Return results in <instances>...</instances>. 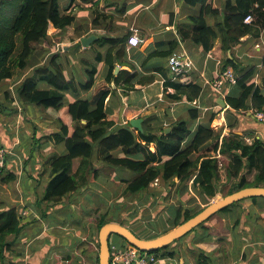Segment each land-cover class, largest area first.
Listing matches in <instances>:
<instances>
[{
	"label": "crops",
	"instance_id": "crops-1",
	"mask_svg": "<svg viewBox=\"0 0 264 264\" xmlns=\"http://www.w3.org/2000/svg\"><path fill=\"white\" fill-rule=\"evenodd\" d=\"M208 2L213 9L219 10V13H208L205 20L209 26L217 28L228 11V2L234 5L235 1ZM60 6L64 10L68 7L75 17L67 30V38L59 42L55 40L56 29L51 26L52 31H49L48 39L36 45V52L30 64L32 66L20 70L21 79L14 80V85L20 83L34 68L48 65L49 55L56 45L67 44L64 48L67 50L64 53V61L60 54H56L59 55L58 60L66 77L73 80L78 89L71 87L62 91L64 102L91 99L96 88L103 85L109 71L106 55L111 45L107 40L118 38L123 40L118 48L124 50L121 60H127L128 63L120 64L117 61L114 75L117 76L121 70H128L137 75L133 81V90L127 93L122 88L123 83L117 85L113 79L107 84L113 89L106 99L105 106L108 120L114 122L109 132H116L122 126L130 124L137 134L144 131L146 121V126L151 125L156 130L162 127L164 131L170 128L171 132L172 128L168 124L189 117V110L195 108L199 110V116L188 123L190 132L183 143V149L190 145L200 126H209L222 136H228L233 129L244 141L245 137L264 140V125L254 117L257 108L252 106L255 92L259 91L264 95V9L260 15V11L255 7L252 16L253 20L258 21V26L239 41L232 42L231 48H223L222 36L219 35L212 49L205 51L191 36L194 31L192 18L199 16L202 10V4L192 0H60ZM88 36H94V40L89 46H84L81 39ZM133 37L139 39L137 45L130 42ZM172 43H177L175 52L185 54L193 62V68L177 76L170 72L167 56H151L156 51H168ZM233 62L238 64L237 68ZM227 71H231L236 78L250 74L247 80L250 104L248 110H232L228 104V96L236 97L242 93V88L237 82H224L220 91L214 87L215 80L225 76ZM92 74V88L79 89L80 85L87 84L92 79ZM152 76L153 81L139 83V79ZM191 83L202 88L199 97L193 101L187 100L178 91L181 85ZM12 87L8 86L6 90L13 89ZM39 87L50 88L44 83H40ZM220 100H224L226 105L223 106ZM15 103L13 106L16 108L24 105V110L25 107L37 108V112L23 111L22 114L31 128L36 130L32 135L34 145L31 152L35 153L34 149L37 152L35 157L28 154L32 159L19 164L15 146L20 142V138L9 139L14 133H7V127L0 126V149L5 147L8 150L6 165L16 174V179L0 182V191L4 189L5 195L4 201H1L3 195H0V212L16 207L23 222L22 231L8 237L11 245L0 264H94L98 251L95 218L90 215L87 222L83 221L88 223L85 227L79 220L63 217L68 214L66 206L71 200L77 195L85 196L90 189L87 184L91 173L81 178L78 189L67 194L62 201L54 204L46 199L45 192L50 190V183L54 178L51 158L65 154L66 146L63 142L54 144L44 138L45 134L58 131L59 126L46 119L36 104H18L17 101ZM2 114L0 112V115ZM133 119L142 120V130L131 124ZM4 120L6 124V117ZM19 127L18 125L16 128ZM211 146L212 142L206 143L202 150L193 152L191 157L196 159ZM150 149L154 151L155 145H151ZM115 152H118L116 157L122 155L120 148L113 151ZM207 154L211 155L210 152ZM132 157L147 159L146 145H142L139 153L133 154ZM217 157L221 161V167H225L227 160L224 155L219 153ZM165 159L167 157H163V160ZM16 162L22 169H14L17 167ZM79 166L80 159H74L68 174H74ZM250 175L253 179L249 176L248 179L253 181L256 173ZM152 187L154 185L144 193L149 194L153 201L156 196ZM193 188L199 196V190L193 186L191 179L186 184V191ZM36 200L41 205H38ZM148 203H151L150 200ZM100 214L98 211L96 215ZM58 215L62 217L58 218ZM78 216L81 214L78 213ZM207 224L208 229L189 232L184 238L173 243L169 251L175 253L174 256L156 254L157 260L153 264H198V258L206 255L210 258L207 264H264V197L245 199L243 207L231 208L225 213L218 212L210 217ZM123 247V250L128 248Z\"/></svg>",
	"mask_w": 264,
	"mask_h": 264
},
{
	"label": "trees",
	"instance_id": "trees-1",
	"mask_svg": "<svg viewBox=\"0 0 264 264\" xmlns=\"http://www.w3.org/2000/svg\"><path fill=\"white\" fill-rule=\"evenodd\" d=\"M192 1L201 3L202 10L199 16L192 18L194 31L191 36L196 43L203 46L205 51L212 49L219 35L222 36L223 48L225 50L231 48L232 42L239 41L258 26L257 20L245 23V17L252 14L255 7L260 11V15L264 9V0H234V5L228 2V11L218 24L219 26L215 28L207 24L205 16L208 13H219V10L213 9L208 0ZM74 19L73 12H69L68 7L65 10L61 8L60 0H0V85L14 77L16 68L26 70L32 66L30 64L36 52V45L48 39L51 26L56 29L54 37L59 42L65 38ZM107 41L111 45L106 55L109 71L103 85L96 88L91 99H78L73 103L64 102L62 91L71 87L78 89V86L76 87L75 82L66 77L64 68L58 60L59 55L55 54L49 58L48 65L38 66L27 74L16 87L15 92L7 90L4 93L7 104L0 100L1 113L9 115L17 113L18 108L13 106L16 101L22 104H36L46 119L54 121L59 126L58 131L44 135V138L54 144L63 142L66 146L65 154L51 158L54 178L51 180L50 190L45 192L46 199L56 204L67 194L77 190L81 178L96 172L93 161L96 153L100 154L106 164L128 169L135 174L132 179L125 180L127 182L123 187V192L129 193V196L148 190L156 178L166 183L177 179L181 185L180 194L186 191V184L193 179V186L198 188L200 198L207 205L222 195L225 196L250 186H264V140L262 139H254L252 143H246L243 137L233 129L228 136H222L209 126H200L190 145L187 149H183V143L190 132L188 123L199 116V110L195 108L189 110V117L169 123L168 125L172 128L169 133H166L162 127L156 130L151 125L146 126L147 121L144 123V131L137 134L131 129L130 124L122 126L116 132H109L114 122L108 120L105 106L106 99L113 89L107 84L113 79L117 85L123 83L122 88L127 93L133 90V81L137 74L121 70L117 76L114 75L116 62L123 64L128 61L121 60L124 50L118 49L122 39L111 38ZM176 48L177 43H172L168 51H156L151 56L168 57L175 52ZM233 65L235 68L238 67V64L234 62ZM170 72L176 75L171 70ZM93 74L92 79L87 84L80 85L79 89L92 88ZM249 75L246 73L237 78V85L242 88V93L236 97H227L230 109L240 111L250 108L249 86H247ZM153 80V76L144 77L139 79V83ZM40 83L47 84L50 88H40ZM178 91L187 100L193 101L199 97L202 88L191 83L181 85ZM252 106L264 111V95H261L259 91L253 95ZM83 121L86 122L83 123ZM208 142H212L208 150L196 159L191 157L193 152H199ZM142 145H146L148 149V158H133L132 155L139 153ZM151 145H155L154 151L150 149ZM118 148L121 149L122 155L116 157L113 151ZM209 152L211 155L207 154ZM219 153L223 154L224 159L227 160L225 167L220 165L221 161L217 157ZM163 157L167 159L163 160ZM77 158L80 159V166L74 174L69 175L68 171L74 159ZM4 172H7L3 177L4 181L16 179L15 172L7 165H3L2 173ZM252 173H256L253 181L248 179ZM224 187H228L226 192L223 191ZM36 203L41 205L37 200ZM204 208L205 206H197L194 209L183 204L179 207L172 206L173 225L170 229L194 217ZM231 208L230 205L219 212L225 213ZM209 220L210 218L190 233L208 229ZM111 221L115 220L109 218L108 212L101 213L96 219L97 233L104 224ZM22 229L21 213L16 207L0 212V261L11 245L8 237L17 235ZM113 236L123 239L115 234ZM157 236L159 234L153 237ZM118 242L112 240V236L110 237L111 248L115 246V249L111 250L112 254L124 249ZM172 244L154 250L152 253L174 256L175 253L169 251ZM97 246L99 247V242ZM94 259L98 262L96 257ZM209 259L208 255L199 257L198 264H207Z\"/></svg>",
	"mask_w": 264,
	"mask_h": 264
},
{
	"label": "rangeland",
	"instance_id": "rangeland-1",
	"mask_svg": "<svg viewBox=\"0 0 264 264\" xmlns=\"http://www.w3.org/2000/svg\"><path fill=\"white\" fill-rule=\"evenodd\" d=\"M62 7H64V5H62ZM49 31L52 30L49 29ZM66 38L67 36H65L63 40H65ZM66 46L67 44H65V46L56 45V47L53 48L54 51L50 53L49 58L58 53L64 61L66 57L64 56V53L67 52V50L65 51L64 49L66 48ZM15 70L16 71L13 79L4 81L0 85V100H2V102L6 104L7 102H5L6 100L4 99V93L7 91L6 89L8 88V86H13V89L10 90H13L12 92H15L16 87L20 84L18 83L17 85H14V82L21 79L22 71H20L19 68H16ZM18 104H20V102H18ZM16 106L18 107L17 104ZM28 106L30 107L31 105ZM25 109L26 110H24V105H21L18 108V112L13 116L2 113V115H0V126H6V130L8 131H6L7 133H14V136L8 137L7 135V137L9 139H12L13 137H18V139L20 138V142L15 146V154H17L16 157L19 164L23 163L25 160H31L33 156H36L35 153L37 152L36 149H34L35 153L31 152L34 145L32 135L34 134L35 130L31 128L29 123H27L28 121L26 120V117L22 116V114H24L23 111L33 113L37 112V108L28 109V107H25ZM5 117L6 124H4ZM18 125L20 127L16 128ZM26 128H28V130H26ZM2 130L5 131L4 128H2ZM0 152L8 155V150L5 149V147L1 148ZM28 154L30 156L32 155V157H30ZM116 155H118V152L114 153V156ZM18 158L21 159L19 160ZM93 160L96 172L91 173V179L87 184L90 189L87 191L85 196L77 195L76 197H74L71 200V203L66 206L68 214L63 215V217L70 220L81 221L85 227L88 226V223L85 224L84 222H87V220H89L90 215L93 216V218H95L96 220L99 217L96 215L98 211H100L101 213L108 212L109 218H111L112 220L128 226L136 235L148 238L156 236L158 234L160 235L164 233V231L172 227V206L179 207L183 204L185 206L196 209L197 206L204 207L207 205L204 204L203 200L198 196V193L194 188L191 190L188 189L183 194H180L179 190L181 188V185L178 184L177 180L169 183L159 182L157 185H154V187H152V190L156 198L153 201L152 198H150V195H147L144 192L137 194V196L134 194L129 196V193L123 192V187L127 182L125 180L132 179L133 177H135V174L128 169L106 164L105 162H103L99 153L95 154ZM7 162L8 159L5 160L3 164L6 166ZM15 165L17 167H14V169H22V166L19 167L17 162ZM6 174L7 172H4L2 173V175H0V182L3 181V177ZM249 178L253 179V176L249 175ZM227 188L228 187H224L223 191L226 192ZM3 190L0 191V195H3L1 201H4L5 197ZM149 200L151 202L150 204L148 203ZM231 206L232 208L239 209L244 206V200L236 202ZM78 213H80L81 216H78ZM61 217V215H58V218ZM113 239L117 242L119 241L118 243H121V245L125 247L133 246L128 242H124L123 239L112 235V240ZM160 254L161 256H163L162 253ZM94 264H98V262L94 260Z\"/></svg>",
	"mask_w": 264,
	"mask_h": 264
},
{
	"label": "water",
	"instance_id": "water-1",
	"mask_svg": "<svg viewBox=\"0 0 264 264\" xmlns=\"http://www.w3.org/2000/svg\"><path fill=\"white\" fill-rule=\"evenodd\" d=\"M92 40H94V36H88L83 37L81 42L84 46H89ZM220 102L223 104V106L226 105L224 100H220ZM141 123V119L131 120V124L140 130H142ZM165 132L169 133L170 128H167ZM253 197H264V186L246 187L231 194L222 196L218 199H213L211 203L205 206V208L194 217L153 238L139 237L128 226L119 222H107L100 228L98 233L99 247L97 253L95 254L96 258L98 259V264H111L112 252L110 246V237L114 234L122 237L130 245L137 247L143 252H153L154 250L168 246L175 240L185 236L191 230L208 220L223 208H226L241 200Z\"/></svg>",
	"mask_w": 264,
	"mask_h": 264
},
{
	"label": "built area",
	"instance_id": "built-area-1",
	"mask_svg": "<svg viewBox=\"0 0 264 264\" xmlns=\"http://www.w3.org/2000/svg\"><path fill=\"white\" fill-rule=\"evenodd\" d=\"M252 14H248L245 17L244 22L250 23L253 21ZM130 42L133 45H137L139 43L138 38H131ZM168 67L172 72H174L176 75H180L184 72H187L191 68H193V62L192 60L186 56L185 54L179 53V52H173L171 55L168 56ZM229 81L231 83L237 82V78L231 71L225 72V76H222L220 78H217L214 82V87L216 90L220 91L222 89V85L224 82ZM254 117L264 125V111L262 110H256L254 112ZM246 143H252L253 139L251 137H245ZM6 160V155L3 152H0V174L3 171V163ZM221 165V163H220ZM159 183V178H156L153 185H157ZM114 250V246L111 248V250ZM157 257L156 253L152 252H143L137 247L131 246L128 247L125 250L115 252L112 254L111 257V264H153L156 262Z\"/></svg>",
	"mask_w": 264,
	"mask_h": 264
}]
</instances>
